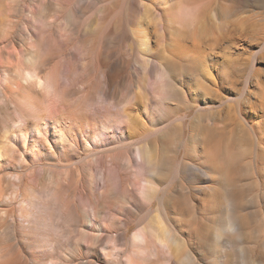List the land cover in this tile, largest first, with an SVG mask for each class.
I'll return each instance as SVG.
<instances>
[{
    "label": "bare ground",
    "instance_id": "1",
    "mask_svg": "<svg viewBox=\"0 0 264 264\" xmlns=\"http://www.w3.org/2000/svg\"><path fill=\"white\" fill-rule=\"evenodd\" d=\"M216 1L0 0V264H264V87ZM237 73L253 125L202 108Z\"/></svg>",
    "mask_w": 264,
    "mask_h": 264
},
{
    "label": "rangeland",
    "instance_id": "2",
    "mask_svg": "<svg viewBox=\"0 0 264 264\" xmlns=\"http://www.w3.org/2000/svg\"><path fill=\"white\" fill-rule=\"evenodd\" d=\"M26 6L27 2H23V4L20 5V11L14 13L15 17L13 18V22L18 25L17 29L22 32H26V25L24 23L31 18L30 14L26 11ZM214 9L218 10L223 16L226 26L231 30L233 36H230V39H227L229 36L223 35V40L221 39L223 42H220H222L224 45L218 42L219 46L217 45L218 47H215V49L211 51L212 54H217V56L221 57L222 54L229 53L231 51L233 55L231 61L241 65H246L255 59L258 77L262 83V87H264L263 0H217L214 4ZM90 21H92V19H90ZM19 31L16 33L17 38H20L18 34ZM148 31L151 41L155 45L156 34L152 24L148 25ZM133 34L139 35L137 32V27L133 28ZM59 42L60 40H58V43ZM119 47L125 52L133 51V47L130 45V42L120 43ZM134 51L136 52L137 49ZM129 73L132 75L135 73V71L132 69L129 71ZM217 80L218 81L216 82L209 83V91L203 97V99L212 101H209L210 103L208 105L203 106V110L214 108L215 110H220L219 112L221 113L229 114L236 118V115L233 113V111L234 108L238 106L237 109L239 110L240 114H237V116L240 115V117L248 122L249 125L259 122L262 112L258 110L257 104H259V101L263 99L262 95H260V93L251 86L249 95H247L246 98L240 99L239 94L240 90L242 89L243 81L239 73H237L233 78L235 82L234 86H230L228 83H222L219 81V79ZM180 157L181 153L178 155V158ZM199 176L201 177V175ZM186 181L189 187H196L199 183L195 176H189ZM126 207L131 212L135 213L136 216L140 215L141 213L137 207H133L130 204H127ZM137 229L138 226L135 222L129 227L127 238L131 239L133 235L132 233L136 232Z\"/></svg>",
    "mask_w": 264,
    "mask_h": 264
}]
</instances>
